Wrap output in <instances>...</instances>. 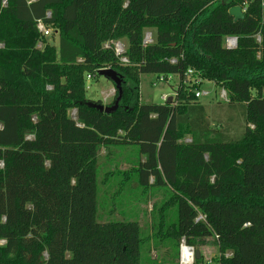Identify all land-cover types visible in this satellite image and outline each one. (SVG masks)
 Here are the masks:
<instances>
[{
    "label": "trees",
    "instance_id": "trees-1",
    "mask_svg": "<svg viewBox=\"0 0 264 264\" xmlns=\"http://www.w3.org/2000/svg\"><path fill=\"white\" fill-rule=\"evenodd\" d=\"M122 40L127 64L105 48ZM99 75L108 112L87 97ZM143 75L177 76L175 99L141 102ZM205 81L227 93L218 113L242 108L239 137L196 98ZM133 146L115 195L166 190L146 235L99 214L100 153ZM209 238L215 264H264V0H0V264H179Z\"/></svg>",
    "mask_w": 264,
    "mask_h": 264
},
{
    "label": "rangeland",
    "instance_id": "rangeland-1",
    "mask_svg": "<svg viewBox=\"0 0 264 264\" xmlns=\"http://www.w3.org/2000/svg\"><path fill=\"white\" fill-rule=\"evenodd\" d=\"M148 32L153 34V38L155 37L156 34L154 30H148ZM47 40L51 44H58L57 36L53 33L47 37ZM121 42L127 48V41L122 40ZM179 86V78L177 76H170L166 82H159L156 75H143L140 82L141 102L163 104V97L167 99L173 97V99H175L176 89H178ZM86 88L87 97L96 102L100 101L104 111L108 112L113 108L115 104V88L108 78L99 75L94 81L87 79ZM198 91L207 93L199 99V102L206 108L208 115L212 117L213 112H215L216 119H221L223 123L226 122L233 127L232 136L234 138L239 137L241 134L238 133L242 132V108H237L239 109L237 111L230 112L226 110L218 113V109L220 108L218 105H224L226 101L222 98V90L217 88L212 82L205 81ZM69 115L72 119H77L76 110L70 111ZM212 125L215 126L217 123H213ZM185 141L190 142L191 140L187 137ZM137 152L134 146L123 150H114L113 155H109L108 157L106 156L108 154L106 149L101 151L98 160V166L100 168L98 180L100 186L99 202L101 205L99 214L101 220H108L105 215L109 210L112 214L110 219H121L122 214H125L128 218L138 221L144 230L143 233L146 235L149 232L150 224L153 219V215L150 211L153 209L154 205H159L162 203L163 199L166 198V194L164 193L166 190L162 189L163 192L161 190L151 189L149 194L144 196H141L139 193L135 194L128 192L115 195L118 186L112 178V176L115 175L113 173L117 170H128L131 164L134 165L137 162L139 159ZM175 211L174 209V212ZM3 243L4 241H1V244ZM194 249L195 252L197 250L200 252V255H202L206 263L215 264L219 258V250L214 238H209L198 243ZM157 253L153 252L152 257L155 258L160 255ZM227 255L229 256L230 253H227ZM179 264H181L180 260Z\"/></svg>",
    "mask_w": 264,
    "mask_h": 264
},
{
    "label": "built area",
    "instance_id": "built-area-1",
    "mask_svg": "<svg viewBox=\"0 0 264 264\" xmlns=\"http://www.w3.org/2000/svg\"><path fill=\"white\" fill-rule=\"evenodd\" d=\"M38 30L44 34V36L48 37L52 34V31L50 29H47L44 24L40 21L38 22ZM260 41V40H258ZM154 42V38H153V34L151 32H146L145 33V37H144V46L150 45ZM238 45V39L236 37H227L225 39V48L226 49H236ZM39 48L42 47V45L38 46ZM113 47L116 55L120 58L121 63L127 64L128 63V59L125 57V53H126V47L124 46V44L121 41H111L105 44V48H111ZM172 63H175V60L171 61ZM189 74H192V70H189ZM90 79V78H89ZM159 82H164V78L163 77H158ZM205 94V92H200L197 91L195 96L196 98L199 100L200 98H202ZM222 98L227 101V93L226 91L222 90ZM164 102L167 101L166 97H163ZM200 219H202V217H200ZM184 248H186L187 250H191V264L194 262V257H195V249L188 247L185 244V241H182V245H181V249H180V263H183V250Z\"/></svg>",
    "mask_w": 264,
    "mask_h": 264
},
{
    "label": "water",
    "instance_id": "water-1",
    "mask_svg": "<svg viewBox=\"0 0 264 264\" xmlns=\"http://www.w3.org/2000/svg\"><path fill=\"white\" fill-rule=\"evenodd\" d=\"M230 15L234 18L235 21L243 20L245 18L244 11L241 7H234L230 10ZM168 102L173 101V97L167 99ZM200 252L197 250L195 252V258L200 259Z\"/></svg>",
    "mask_w": 264,
    "mask_h": 264
},
{
    "label": "bare ground",
    "instance_id": "bare-ground-1",
    "mask_svg": "<svg viewBox=\"0 0 264 264\" xmlns=\"http://www.w3.org/2000/svg\"><path fill=\"white\" fill-rule=\"evenodd\" d=\"M191 250H187L186 248H184L183 250V263L184 264H191Z\"/></svg>",
    "mask_w": 264,
    "mask_h": 264
},
{
    "label": "crops",
    "instance_id": "crops-1",
    "mask_svg": "<svg viewBox=\"0 0 264 264\" xmlns=\"http://www.w3.org/2000/svg\"><path fill=\"white\" fill-rule=\"evenodd\" d=\"M58 39V38H57ZM55 43H53V45H54ZM55 47H57L58 46V44L57 45H54Z\"/></svg>",
    "mask_w": 264,
    "mask_h": 264
}]
</instances>
